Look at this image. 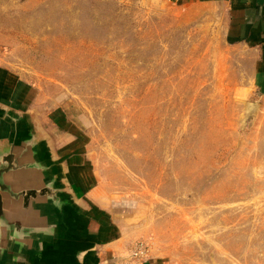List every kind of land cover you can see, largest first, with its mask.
<instances>
[{
	"label": "rangeland",
	"instance_id": "obj_1",
	"mask_svg": "<svg viewBox=\"0 0 264 264\" xmlns=\"http://www.w3.org/2000/svg\"><path fill=\"white\" fill-rule=\"evenodd\" d=\"M251 60L163 1L0 0L5 92L20 108L18 93L34 96L76 137L68 150H84L94 189L136 203L163 264H264V86Z\"/></svg>",
	"mask_w": 264,
	"mask_h": 264
},
{
	"label": "crops",
	"instance_id": "obj_2",
	"mask_svg": "<svg viewBox=\"0 0 264 264\" xmlns=\"http://www.w3.org/2000/svg\"><path fill=\"white\" fill-rule=\"evenodd\" d=\"M155 1L166 2L190 15L204 16L207 24L220 32L228 47L242 50L252 58L251 78L258 88L264 86V0ZM2 80L0 78V147L34 133L45 154L42 161L50 166L51 174L57 175L71 203L65 222L58 230L59 246L46 249L40 264H163L147 249V236L142 235L146 222L139 221L136 203L112 199L106 191L100 195L92 184L95 180L92 168L82 166L88 163L84 150H68L76 137L62 134L66 131L62 124H56L60 121L53 120L44 108L39 110L40 104L34 96L27 102L30 97L18 93L26 103L23 108L15 106L12 89L5 92L8 88ZM6 93L10 104L1 97ZM59 108V118L67 119L68 108Z\"/></svg>",
	"mask_w": 264,
	"mask_h": 264
},
{
	"label": "water",
	"instance_id": "obj_3",
	"mask_svg": "<svg viewBox=\"0 0 264 264\" xmlns=\"http://www.w3.org/2000/svg\"><path fill=\"white\" fill-rule=\"evenodd\" d=\"M44 158L32 132L0 147V264H40L60 244L71 203Z\"/></svg>",
	"mask_w": 264,
	"mask_h": 264
},
{
	"label": "built area",
	"instance_id": "obj_4",
	"mask_svg": "<svg viewBox=\"0 0 264 264\" xmlns=\"http://www.w3.org/2000/svg\"><path fill=\"white\" fill-rule=\"evenodd\" d=\"M141 255V254H140Z\"/></svg>",
	"mask_w": 264,
	"mask_h": 264
}]
</instances>
